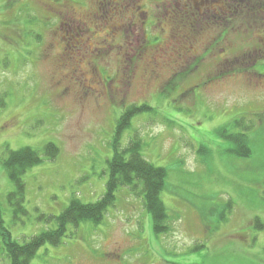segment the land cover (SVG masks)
Returning <instances> with one entry per match:
<instances>
[{
    "label": "rangeland",
    "instance_id": "374dc122",
    "mask_svg": "<svg viewBox=\"0 0 264 264\" xmlns=\"http://www.w3.org/2000/svg\"><path fill=\"white\" fill-rule=\"evenodd\" d=\"M42 1L54 6L0 0V220L11 237L23 242L57 230L56 218L71 199L89 203L104 193L116 121L123 103L137 102L153 108L131 120L120 148L140 141L142 156L166 169L161 198L170 230L153 236L141 199L120 188L100 223L67 225L62 244L46 247L39 264H264V6L207 0L210 28L187 46L180 67L162 50L174 41L169 33H186L191 44L194 14L180 26L187 29L182 34L169 22L171 13L146 0ZM161 1L167 11L196 10L192 0ZM225 4L252 11L245 13L247 25L228 35L217 10ZM137 6L143 16L135 15ZM42 8L59 16V25L46 29L39 45ZM90 9L97 11L93 24L80 14ZM112 18L118 30H110ZM155 36L158 43L150 45ZM176 70L186 80L173 98L161 91ZM210 76L217 79L203 83ZM200 82L196 102L190 88ZM240 118L258 121L247 158L229 153L232 142L219 134L220 128L237 132ZM48 143L58 148L53 159L46 157ZM25 147L43 160L21 173L19 191L2 163L10 150ZM257 217L263 228L255 227Z\"/></svg>",
    "mask_w": 264,
    "mask_h": 264
},
{
    "label": "trees",
    "instance_id": "16d2710c",
    "mask_svg": "<svg viewBox=\"0 0 264 264\" xmlns=\"http://www.w3.org/2000/svg\"><path fill=\"white\" fill-rule=\"evenodd\" d=\"M43 4H50L52 2H45L42 0H39ZM58 1V0H56ZM60 1H66L67 3H75L76 0H60ZM207 0H192V3L194 5V8H196V4L201 5L200 10L203 11V13H206L210 11V7L208 4H206ZM260 3L259 6H264V0H254ZM54 5L51 4V7ZM76 6V5H75ZM247 6V5H246ZM242 8L244 9L243 12H252L250 11L249 7ZM209 7V8H208ZM67 15L70 16L71 13V6L68 5L67 8ZM80 11V14L82 18L86 19L89 24H93L95 18L97 17V11ZM43 14L40 16L41 18L37 17V24L38 28H40V38L38 40L39 45L42 44L44 39V31L48 28H53L51 26L59 25V16L56 14H53L51 12H44L45 10L42 8ZM212 11V10H211ZM216 11V10H215ZM242 12V13H243ZM76 12H73V15ZM194 14L193 18L195 19V26L190 27L192 29H189L190 32H193V34H189L188 36H192V40L190 41L191 45H193V42L196 43L200 38L198 35H202L203 32L207 31V28H210V24L207 25L206 20L204 21V15L197 13L196 10L194 12V9L189 7L188 9L184 10L182 13H180V18L176 19L177 26L176 28H180V30L183 32H186L187 29H182L180 26H182V23L187 18H192L189 15ZM208 14V13H207ZM167 17V16H166ZM168 19V18H167ZM225 18H223L224 21ZM116 21L115 19H111V24ZM197 21H199V26L196 27ZM167 23V22H166ZM80 23H78L79 25ZM109 24V23H108ZM116 24V23H114ZM114 24L111 25L110 30H114ZM213 25L214 23L211 22ZM226 24L228 26L224 27V35H228L226 33L228 28H232V25L238 26L237 21L234 17L230 18L226 21ZM170 25V24H169ZM172 26V25H170ZM175 28V29H176ZM235 28V27H234ZM211 30V29H210ZM238 30V29H237ZM209 32V31H208ZM211 33V32H210ZM186 34V33H184ZM180 36L177 34L175 36L174 34H168L169 38L174 39V41L171 42V40L167 43H165V46H167L166 50V56H168L167 59L171 60L176 56V54L173 51L179 52L182 49V52L186 49L189 41H185L186 37L185 35ZM212 34V33H211ZM179 37L181 39H179ZM202 40V39H201ZM157 42H154L153 39L149 43L150 45H154L158 43V39L156 38ZM187 42V43H186ZM172 44H175L176 46L170 47ZM182 43V45H180ZM185 44V45H184ZM46 56V54H45ZM171 58V59H170ZM187 63V62H186ZM182 63L181 66H184ZM155 66V65H154ZM180 66V67H181ZM187 66V65H186ZM185 66V67H186ZM256 67V66H255ZM184 70V69H183ZM183 70H176L172 74L174 76L172 78V82L169 86L164 87L161 91V93H169L173 94V98H177L178 94L175 93V91L180 88V85L183 84L185 78V74H181ZM116 72V69L115 71ZM113 76V75H112ZM107 77V75H106ZM108 79H112L109 78ZM217 79V77H207L205 78L204 82H214ZM202 82L198 84H194L190 89L191 93L193 94V98L195 99V91L198 90L202 85ZM255 84V83H254ZM181 96V95H180ZM197 102V99H195ZM123 103V112L121 113L120 117L117 119L115 124V130L113 135V140L111 143V149L112 154L110 158L106 159L107 163V170H108V177L105 183L104 187V193L94 202L89 203H83L77 198L71 199L68 206L60 212L59 216L56 218L57 223V230H49V231H43L42 234H36L31 236L28 239H25V241H20L11 237L12 233L8 231V229L3 226L2 222L0 220V238L2 240V250H3V259L5 260L3 264H31V262H35L36 264H39V261L41 260V257L45 253V248L48 246L58 247L62 244L63 239L66 237L64 234V230H66V226L69 224L73 225H79V223L85 222V221H92L95 224H98L102 221L104 215L106 214L108 208L113 207L115 199H116V193L120 188H127V191L130 192L132 195L139 197L143 203V208L145 211H147L149 215V220L151 221V232L153 236H158L159 234H165L170 229L166 225V221L168 219V214L166 211V206L161 198V192L165 187V178H166V169L163 167H158L150 163L148 160H146L141 153V146L140 141H132L129 142L128 145L122 149L121 147V135L122 133L130 128L131 126V120L139 115L140 113L151 111L153 107L146 105L145 103L138 104L136 103ZM260 116V115H259ZM242 123H246L247 127L241 126ZM258 125L254 122V120H249V122H246L244 118L236 119L234 126L237 128V132L227 133V130H221L219 129V134L227 138L232 142V148L228 150L229 153L234 154L236 157L240 158H247L250 156L251 149H250V139H249V133L253 131ZM243 127V129H242ZM48 145L52 146V152L51 154H46L47 159H53L54 154L56 153V150H58L57 146L53 143H48ZM42 156L38 151L33 150L32 148L25 147L23 149L19 150H10L8 152V157L4 159L2 165L7 173L9 179L16 185H18L17 189L19 191H22V184L19 185V182L21 181L20 175L23 174L24 171L27 168H30L36 164H39L42 162ZM260 182V180L256 181L255 184L257 185ZM137 186H139V189H137ZM13 193L8 194V200L11 204L10 197L13 196ZM176 203V202H175ZM233 207V203L229 201L225 208L227 211H229V215L232 213L231 208ZM17 209H13V212L16 213ZM1 215V214H0ZM208 216H205V214L202 216V223L204 224L205 221H208ZM1 218V216H0ZM40 217H37L39 219ZM224 220V217H222ZM253 223L255 227L263 228V224L260 221V219L257 217L253 220ZM55 229V228H54ZM62 231V232H61ZM61 232V233H60ZM65 235V236H64ZM148 235V234H147ZM148 238V237H147ZM37 260V261H36Z\"/></svg>",
    "mask_w": 264,
    "mask_h": 264
},
{
    "label": "flooded vegetation",
    "instance_id": "af4514ba",
    "mask_svg": "<svg viewBox=\"0 0 264 264\" xmlns=\"http://www.w3.org/2000/svg\"><path fill=\"white\" fill-rule=\"evenodd\" d=\"M149 3H156V8H159V9H162L163 10V12L165 13V15H167L168 13H171V18L169 19V22H174L176 25H177V23H176V19H178V18H180V13L181 12H178V11H174L173 9L171 10H169V11H167L165 8H164V6L162 5L163 4V2L161 1V0H158V1H152V0H146V4L149 6ZM167 4H169L170 5V3H167ZM165 5H166V3H165ZM247 5V4H246ZM246 5H243L242 7L241 6H239V8H238V6H234V5H231V4H225L224 6H222L221 8L220 7H218V9L217 10H219L220 12H222V13H224V15H225V17H226V21L227 20H229L230 18H232V17H234L235 18V20L237 21V23H238V26L237 27H232V28H228L227 29V31H226V33L227 34H229L232 30H235V29H241V28H243V27H245L246 25H247V21L245 20V13L246 14H249L250 15V13L248 12H243L244 11V9H242V8H245V6ZM163 6V7H162ZM234 6V7H233ZM247 7V6H246ZM200 8H201V5H198V4H196V12L198 13L199 12V14L201 15V17H202V15H203V11H201L200 10ZM139 10H140V6H137L136 8H135V15H139V16H143L142 15V13H140L139 12ZM211 12H213L214 14H216V13H218V12H216L215 10H212ZM244 13V17H242L243 16V13ZM175 15V17H173ZM173 17V18H172ZM240 20H242V23H240ZM142 21V20H141ZM151 21V20H150ZM114 23H116V24H114ZM112 24H114L113 26H114V30H118L119 28H120V24L118 23V22H116V21H114ZM111 24V25H112ZM241 24V25H240ZM150 25H152V23L150 22ZM226 26H228V24H226ZM214 31H215V29H213ZM210 31V30H209ZM185 36H187V34H184ZM220 35H222V34H220ZM180 36H182V35H180ZM187 39L188 38H186L185 39V41H187ZM202 42V41H201ZM187 43V42H186ZM195 44H197V42L196 43H194L193 42V46L195 45ZM180 45H182V43L180 44ZM185 45V44H184ZM202 45V44H201ZM150 46V45H149ZM165 46V45H164ZM167 46H169V45H167ZM166 46V47H167ZM174 46H176L175 44H172L171 43V48L172 47H174ZM165 47V49L164 50H162V52H164V54H165V57H167L168 58V56H166V50H167V48ZM192 47V45L190 44V48ZM186 49H187V47H186ZM186 49L184 50V52H182V49L179 51V52H177V48H176V51H173L175 54H176V56L174 57V58H170L171 60V62H173V63H179L180 62V65L179 66H181V64L182 63H184L187 59H188V56H186V54H185V52H186ZM172 50H173V48H172ZM166 63V62H165Z\"/></svg>",
    "mask_w": 264,
    "mask_h": 264
}]
</instances>
